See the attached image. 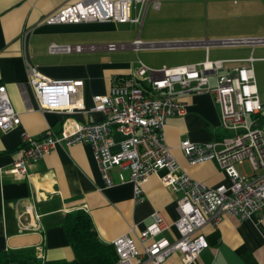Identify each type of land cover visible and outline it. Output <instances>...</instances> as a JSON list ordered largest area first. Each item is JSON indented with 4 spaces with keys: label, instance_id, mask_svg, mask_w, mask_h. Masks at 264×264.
Returning a JSON list of instances; mask_svg holds the SVG:
<instances>
[{
    "label": "crops",
    "instance_id": "1",
    "mask_svg": "<svg viewBox=\"0 0 264 264\" xmlns=\"http://www.w3.org/2000/svg\"><path fill=\"white\" fill-rule=\"evenodd\" d=\"M76 1L79 0H0V85L5 86L10 103L20 117L16 127L0 130V251L31 253L36 257L43 255L41 262L73 259L74 253L63 226L69 212L79 209L87 212L99 239L111 244L113 239L129 233L132 227L136 232L143 230L151 221L154 211L161 212L167 221L177 219L178 194L161 183L162 171L148 175L142 184L143 199L140 201L134 199L131 182L117 183V169L112 171L116 183L106 186L89 143L54 148L32 163L27 175L21 179L10 173L8 169L22 145L23 134L38 138L47 131L58 132L62 120L68 116L60 111H40L37 108L28 84V63L50 79L82 80L83 85L73 99H80L84 109L70 115L79 122L105 118L101 111L89 110L93 106V96L107 94L112 78L135 70L138 60L147 66L159 68L197 63L206 58L224 59L233 60L227 63L232 67L248 65V62L238 60L251 56L258 96L264 104V45H222V50L214 48L220 45L142 46L137 50L50 53L48 47L51 43H132L138 37L144 43L153 44L218 40L214 38L216 36L207 34H200L193 40L153 39L143 35L140 27L136 30L138 25L133 23L51 24L43 21L59 7ZM249 2L252 5H248ZM232 4L236 6L235 14L225 17L235 18V24L239 25L227 34L222 33V39L264 37V0H232ZM160 6L155 10H159ZM248 18L254 22L252 26L244 22ZM22 87L28 93L30 109L24 103ZM180 99L187 104V113L168 117L164 127L165 141L172 155L192 179L207 186L228 184V178L214 161L189 164L179 148L183 139L208 143L232 134L221 127L219 108L212 94L182 95ZM260 123L264 130V119ZM112 138L115 142L112 151L116 152L121 135L113 131ZM243 165H239L240 172ZM124 173L127 175L126 171ZM29 200L40 215L39 231L22 230L18 221V212ZM199 233L205 237L208 247L201 251L193 264H264V209L244 220L223 215L217 227L206 224ZM160 236L172 241L177 231L172 227ZM140 264L152 263L143 257ZM163 264H183L181 255L174 252Z\"/></svg>",
    "mask_w": 264,
    "mask_h": 264
},
{
    "label": "built area",
    "instance_id": "2",
    "mask_svg": "<svg viewBox=\"0 0 264 264\" xmlns=\"http://www.w3.org/2000/svg\"><path fill=\"white\" fill-rule=\"evenodd\" d=\"M161 0H79L66 3L44 17L46 23L116 22L133 23L141 27L147 9H158ZM219 45L264 44V37L227 38L217 40ZM139 37L132 43L107 42L99 44L51 43L50 53L85 51H118L142 46ZM233 60L206 58L197 63L153 68L138 60V67L127 74L116 75L107 94L93 96L90 111H101L103 120L79 122L70 115L84 109L83 102L73 96L83 85L79 79H50L28 63V84L40 111L56 110L68 115L58 132L47 131L41 137L22 135V145L8 169L17 179L27 175L28 167L42 159L58 146L89 143L94 159L106 186L116 183L112 171L116 170L117 183L131 182L136 201L143 199L142 184L151 173L163 174L161 183L174 193L178 217L167 221L159 211L151 214L146 227L113 239L117 260L114 264H140L145 259L152 264H163L177 252L183 264H193L201 251L208 247L199 233L209 224L217 227L223 215L239 220L248 219L264 209V104L260 102L250 56L229 67ZM21 90L28 109V93ZM207 92L212 94L219 108L220 125L230 136L208 143L183 139L179 148L189 164L214 161L226 175L228 184L207 186L192 179L183 171L166 144L164 127L168 117L183 116L187 104L182 95ZM20 123L19 114L10 103L6 88L0 85V130L7 131ZM121 135L119 150L112 151L115 142L112 132ZM247 163L250 173L238 170ZM127 172L125 175L124 172ZM39 214L32 201L23 204L18 212L22 230L39 231ZM175 228L172 241L161 233ZM131 235H134L131 236ZM41 248V247H38ZM44 259L43 255L37 257Z\"/></svg>",
    "mask_w": 264,
    "mask_h": 264
},
{
    "label": "rangeland",
    "instance_id": "3",
    "mask_svg": "<svg viewBox=\"0 0 264 264\" xmlns=\"http://www.w3.org/2000/svg\"><path fill=\"white\" fill-rule=\"evenodd\" d=\"M248 5L252 3L249 2ZM235 11L236 6L232 4V0H162L159 10L151 7L148 9L140 31L153 39L193 40V37L207 34L222 40V33L227 34L239 25L235 24L237 23L235 18L225 17V15L232 16ZM244 22L250 26L254 24L251 18ZM138 29L139 25L136 27V30ZM214 48L222 50V45L214 46ZM237 168L241 170L239 165ZM242 168L247 173L251 171L247 163ZM243 171H241L242 174Z\"/></svg>",
    "mask_w": 264,
    "mask_h": 264
},
{
    "label": "trees",
    "instance_id": "4",
    "mask_svg": "<svg viewBox=\"0 0 264 264\" xmlns=\"http://www.w3.org/2000/svg\"><path fill=\"white\" fill-rule=\"evenodd\" d=\"M68 242L73 250L71 260L41 262L31 253L0 251V264H114L117 254L112 244L102 242L92 220L84 210L66 215L63 223Z\"/></svg>",
    "mask_w": 264,
    "mask_h": 264
},
{
    "label": "water",
    "instance_id": "5",
    "mask_svg": "<svg viewBox=\"0 0 264 264\" xmlns=\"http://www.w3.org/2000/svg\"><path fill=\"white\" fill-rule=\"evenodd\" d=\"M205 45H219L218 41H203V40H194V41H173V42H163V43H154L151 47H198Z\"/></svg>",
    "mask_w": 264,
    "mask_h": 264
}]
</instances>
